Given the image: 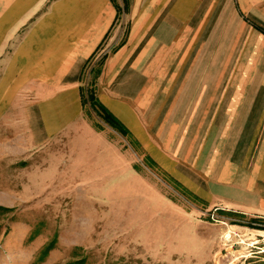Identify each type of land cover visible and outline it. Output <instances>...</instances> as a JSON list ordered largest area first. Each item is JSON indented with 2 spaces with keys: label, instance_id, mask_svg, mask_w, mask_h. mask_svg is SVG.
Here are the masks:
<instances>
[{
  "label": "crops",
  "instance_id": "1",
  "mask_svg": "<svg viewBox=\"0 0 264 264\" xmlns=\"http://www.w3.org/2000/svg\"><path fill=\"white\" fill-rule=\"evenodd\" d=\"M234 1L242 32L220 44L202 0H121L130 32L111 53L115 0H0V112L19 110L28 143L47 145L86 109L91 65L98 101L157 167L211 207L264 220V0Z\"/></svg>",
  "mask_w": 264,
  "mask_h": 264
},
{
  "label": "rangeland",
  "instance_id": "2",
  "mask_svg": "<svg viewBox=\"0 0 264 264\" xmlns=\"http://www.w3.org/2000/svg\"><path fill=\"white\" fill-rule=\"evenodd\" d=\"M115 1L111 53L130 32ZM198 9L220 44L232 29L242 32L236 1L202 0ZM90 70L83 88L94 91ZM9 110L0 112V264H264V220L199 200L89 106L41 146L28 143L24 114Z\"/></svg>",
  "mask_w": 264,
  "mask_h": 264
},
{
  "label": "trees",
  "instance_id": "3",
  "mask_svg": "<svg viewBox=\"0 0 264 264\" xmlns=\"http://www.w3.org/2000/svg\"><path fill=\"white\" fill-rule=\"evenodd\" d=\"M256 28L264 33V29H262L261 27L256 26ZM82 99L84 108H87V106H89L90 110L106 125L118 131L124 136L128 134L124 126L98 101L93 90L90 91L89 89L83 88Z\"/></svg>",
  "mask_w": 264,
  "mask_h": 264
}]
</instances>
